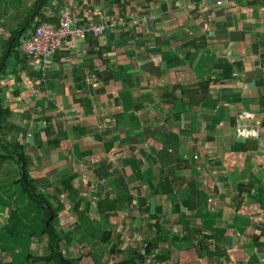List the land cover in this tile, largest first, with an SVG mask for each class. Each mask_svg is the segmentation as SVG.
I'll use <instances>...</instances> for the list:
<instances>
[{
  "label": "crops",
  "instance_id": "obj_1",
  "mask_svg": "<svg viewBox=\"0 0 264 264\" xmlns=\"http://www.w3.org/2000/svg\"><path fill=\"white\" fill-rule=\"evenodd\" d=\"M34 2L0 0V54ZM66 7L83 24L101 11L118 25L100 39L69 38L46 60L20 50L24 62L0 75L15 125L7 142L24 143L31 174L58 195L63 230L78 220L73 172L92 218L106 192L133 195L107 219L113 241L160 239L166 264H264V0H48L43 13L57 24ZM1 212L0 264L41 255L45 238L6 235Z\"/></svg>",
  "mask_w": 264,
  "mask_h": 264
},
{
  "label": "trees",
  "instance_id": "obj_2",
  "mask_svg": "<svg viewBox=\"0 0 264 264\" xmlns=\"http://www.w3.org/2000/svg\"><path fill=\"white\" fill-rule=\"evenodd\" d=\"M48 0H35L29 13L26 15L19 25V28L12 32L11 37L5 42L3 51L0 54V75H6V69L8 68L10 61L16 59L19 63L24 62L20 58V39L24 34L34 26L35 17H39L42 20H47L48 22L54 21V18H49L43 13V8L46 7ZM12 117V111L9 107L3 104V99L0 96V178L4 176V171L9 170V176H12L13 183L19 185L16 188V194L11 197L18 204L26 203V208L24 209H11L9 211L8 218L4 225L3 231H6V235L13 236L16 232L17 227L28 226L33 220H40L38 215L43 214V224L34 231L31 230L28 233L29 237H37L46 240V243L42 247L41 255L34 256L33 258L28 255L24 262L20 264H80L79 257H73L76 254L75 250L73 255H68V251H64V245H70V243H75L78 245L85 244L87 249H90L93 257L100 253L104 256L105 252L112 258V262L109 261L108 256L104 258V264H166L170 260L171 256L168 252L164 253L160 250L162 245L160 239L156 240L154 238L151 241H143L140 243V247H133L131 249L120 250L121 243L112 239L111 230L107 229L110 227L107 219L119 212L121 209H128L134 201L133 195L125 190L122 192L121 196L118 193L115 195L114 199H110V194L105 193L102 199L96 202V214L94 220L91 219V205L85 210H80L83 204V199L80 197V193L76 191V188L72 184H69L78 176L76 173L68 174L70 179L68 180L69 188L68 190L74 195L75 202L74 208L76 214L78 215V220L74 223L73 228L70 231L63 230L60 226V212L63 210V204L58 199V195H52L48 191H45L42 185V179L36 178L31 174L33 160L29 153L26 151V146L24 143H20V140L12 137L10 141L7 142V132L12 130L15 126L8 119ZM45 127V130L48 129ZM48 146H51L48 143ZM109 148L112 147L110 143ZM10 161L14 168L3 169L5 162ZM111 165L108 166V168ZM3 169V170H2ZM6 176V175H5ZM67 176V175H66ZM66 184V183H64ZM119 189L128 188L125 184L118 183ZM21 194V199L19 195ZM128 196L125 197V195ZM6 196V195H5ZM7 197V196H6ZM144 196H141V201H143ZM10 200V201H11ZM57 206H55V203ZM118 204L124 205V207H119ZM93 217V216H92ZM99 218V219H98ZM33 219V220H32ZM104 220V226L106 229L102 228L101 221ZM157 231L161 232V225L159 221L157 224ZM81 235L77 237V232ZM17 233H21L17 230ZM15 236V235H14ZM82 238V240H80ZM208 238V236L206 237ZM175 239V238H174ZM85 241V242H84ZM73 246L76 248V246ZM198 247H201L199 252L203 253L205 250V243L201 240L198 243ZM92 246L93 248L89 247ZM135 246V245H134ZM99 250L100 252H97ZM106 250V251H105ZM196 251L197 253H199ZM11 255V251H6ZM200 254V253H199ZM97 264V261L94 259Z\"/></svg>",
  "mask_w": 264,
  "mask_h": 264
},
{
  "label": "built area",
  "instance_id": "obj_3",
  "mask_svg": "<svg viewBox=\"0 0 264 264\" xmlns=\"http://www.w3.org/2000/svg\"><path fill=\"white\" fill-rule=\"evenodd\" d=\"M96 14L102 16V20L90 19L83 24L79 14L66 7L61 10L57 24L39 22L33 33L24 34L20 39V50L31 59L46 60L64 48L69 38L83 39L90 36L100 39L107 31L117 27L115 21L105 20L101 11ZM143 19L146 20V17ZM94 50L99 51V47L94 46ZM46 124L44 122V125ZM239 134L248 136L252 135V132L243 129Z\"/></svg>",
  "mask_w": 264,
  "mask_h": 264
},
{
  "label": "rangeland",
  "instance_id": "obj_4",
  "mask_svg": "<svg viewBox=\"0 0 264 264\" xmlns=\"http://www.w3.org/2000/svg\"><path fill=\"white\" fill-rule=\"evenodd\" d=\"M28 3V2H27ZM26 3V4H27ZM35 24H34V26H32L30 29H32V28H35ZM27 34H29V31L27 32ZM13 61V60H12ZM15 61V60H14ZM5 168V169H4ZM8 168H13V167H11V163H10V161H7V162H5V166L3 167V169L4 170H6V169H8ZM2 169V170H3ZM34 171V170H33ZM0 174L1 175H3V172H0ZM13 177L12 176H2L1 178H0V191L2 190H4V192H2L1 193V195H0V197H1V199H4V197H5V195L7 196V199H8V204L10 203V200H11V197L12 196H14L13 195V193L14 194H16V191H15V186H16V188H19L20 186L19 185H16V184H12L13 183ZM21 188V187H20ZM21 194L19 195V199H21ZM55 203V202H54ZM55 206H57V204L55 203ZM2 209V215H3V217H4V219H6L7 217H8V215H9V209H7V208H4L3 207V203H0V210ZM38 218H40V220H33L32 222H30L29 223V225L28 226H21V227H17L16 228V232H14V234L13 235H16V234H18L17 233V230L19 231V232H21V233H25L26 234V236L27 237H25V241H22V243H26L27 241H28V233H29V231H31V230H35V229H37L38 227H40V225L42 226V224H43V214H41V215H38ZM91 219L92 220H94V218H92L91 217ZM99 219V218H98ZM101 226H102V228H104V229H106V227L103 225V223H102V221H101ZM113 230L115 231V227L113 228ZM77 232V231H76ZM77 235H79V236H77V237H80L81 235L77 232ZM126 237H128V236H126ZM130 239L131 238H129V241H127V240H122V246H124V248L126 249V247L127 246H130V245H133V246H131V248L132 247H134V245L137 247V248H139L140 247V243H138V242H131L130 241ZM80 240H82V238H80ZM85 242V241H84ZM73 244V241H72V243H70V245H72ZM85 246L86 245H76V248H74V250H75V252H76V254H74V256L73 257H79L81 260H80V264H96L95 262H94V259L96 258V256L95 257H93V255H92V253H91V251H90V249H87V248H85ZM89 247H91V248H93L92 246H89ZM69 250V249H68ZM106 251V250H105ZM15 252V247H13L12 248V250H11V253L13 254ZM97 252H100L99 250H97ZM71 255H73V253L71 254ZM70 255V256H71ZM108 256V259H109V261L110 262H112V258H110V256L106 253L105 254V258ZM13 257H15V258H17L18 256H16V255H14L13 254ZM100 260V258H96V261H99ZM104 262H105V260H104ZM173 262H175V261H173ZM99 264H103L102 262H100Z\"/></svg>",
  "mask_w": 264,
  "mask_h": 264
}]
</instances>
